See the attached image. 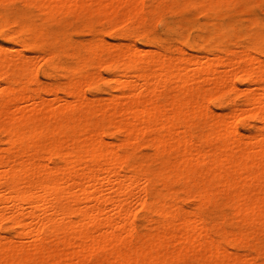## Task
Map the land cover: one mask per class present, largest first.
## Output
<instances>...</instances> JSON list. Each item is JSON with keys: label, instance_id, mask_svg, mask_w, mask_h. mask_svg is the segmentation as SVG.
Segmentation results:
<instances>
[{"label": "bare ground", "instance_id": "obj_1", "mask_svg": "<svg viewBox=\"0 0 264 264\" xmlns=\"http://www.w3.org/2000/svg\"><path fill=\"white\" fill-rule=\"evenodd\" d=\"M261 10L0 0V264H264Z\"/></svg>", "mask_w": 264, "mask_h": 264}, {"label": "rangeland", "instance_id": "obj_2", "mask_svg": "<svg viewBox=\"0 0 264 264\" xmlns=\"http://www.w3.org/2000/svg\"><path fill=\"white\" fill-rule=\"evenodd\" d=\"M260 14L264 16V10H261V11H260ZM169 42H170V41H167L166 44H169ZM232 44H233V43H232ZM243 45H244V44L241 43V46H243ZM230 46H231V44H230ZM100 97H102V95H100ZM216 111H217L218 113L221 112L219 109H217Z\"/></svg>", "mask_w": 264, "mask_h": 264}]
</instances>
